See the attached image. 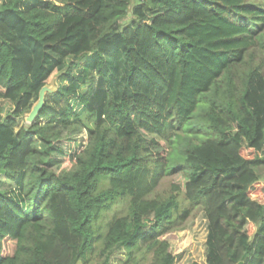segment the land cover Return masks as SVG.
Here are the masks:
<instances>
[{"label": "trees", "instance_id": "obj_1", "mask_svg": "<svg viewBox=\"0 0 264 264\" xmlns=\"http://www.w3.org/2000/svg\"><path fill=\"white\" fill-rule=\"evenodd\" d=\"M132 1L1 0L0 264L96 251L110 264L118 249L120 264H174L164 236L197 205L207 264H264V0H139L127 20ZM82 129L86 145L55 171L63 132ZM176 174L189 207L152 197ZM119 201L127 213L101 233Z\"/></svg>", "mask_w": 264, "mask_h": 264}, {"label": "rangeland", "instance_id": "obj_2", "mask_svg": "<svg viewBox=\"0 0 264 264\" xmlns=\"http://www.w3.org/2000/svg\"><path fill=\"white\" fill-rule=\"evenodd\" d=\"M138 2L139 0L132 1V4L130 6V13L128 14L127 20L134 18L131 13V9ZM76 73L79 74L80 70L77 69ZM59 75L60 74L58 72H55L47 81V86L51 90L57 89L59 83ZM97 82H99L98 78L96 79L95 84H97ZM11 110L12 105L8 101L0 100V111L3 115H7ZM28 114L29 113L25 114L22 117V120H20L21 124L30 125L26 120ZM151 138L155 137H153L152 135L147 136L148 141ZM155 139L159 142V146L152 145L153 150H158L160 151V153H164L163 155L167 154L170 150L167 146V143L160 138ZM60 141L61 142L59 147L63 151L68 152L63 156H53L52 168L57 172H61L63 169H69L72 166V160L69 157V151H71V153H75L79 150H82L83 146L86 145L88 141V133L85 129L75 131L73 133H71L70 131L63 132L62 139H60ZM259 172L261 175V182L264 184V169H261V171ZM185 182L186 179L183 174L166 176L161 180L160 185L157 187L152 197L166 198L170 194L175 193L178 194L179 199L182 203V207H189V202L185 198ZM127 205L128 204L126 201H119L118 203H115L111 209L104 213L103 217L96 224L100 227L101 233L105 232L106 224L112 217L121 216L127 213ZM207 225L208 222L203 207L201 205H197L192 209L190 217L186 220L181 229L172 231L164 236V238L169 241L170 250L175 256L174 264H207ZM248 230L252 234L254 228L249 225ZM124 258V251L118 249L111 255L110 264H120V261H122ZM99 262L100 261L97 258L96 251L88 258V262H86V264H100ZM80 264H84V262H81Z\"/></svg>", "mask_w": 264, "mask_h": 264}, {"label": "water", "instance_id": "obj_3", "mask_svg": "<svg viewBox=\"0 0 264 264\" xmlns=\"http://www.w3.org/2000/svg\"><path fill=\"white\" fill-rule=\"evenodd\" d=\"M55 90H51L47 85L42 87V89L39 92V97L36 103L33 105L31 111L26 117V120L29 124H32L35 122L40 110L42 109L44 103H45V97L47 93L53 92Z\"/></svg>", "mask_w": 264, "mask_h": 264}]
</instances>
